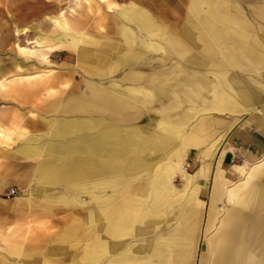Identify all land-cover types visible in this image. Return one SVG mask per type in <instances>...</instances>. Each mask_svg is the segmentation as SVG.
Returning <instances> with one entry per match:
<instances>
[{
  "label": "bare ground",
  "instance_id": "6f19581e",
  "mask_svg": "<svg viewBox=\"0 0 264 264\" xmlns=\"http://www.w3.org/2000/svg\"><path fill=\"white\" fill-rule=\"evenodd\" d=\"M63 1L0 0V15L35 19ZM70 2L68 11L46 16L52 25L47 33L32 28L38 33L28 42L32 46L17 42L16 47L44 66L51 63L53 50H73L77 59L71 68L87 66L77 71L88 78L89 92L43 117L49 132L36 147L14 149L40 151L43 160L13 211L19 218L61 208L71 215L67 228L51 234L48 245L29 247L13 239L0 253V264H264V157L248 153L226 166L222 151L208 200L202 197L208 186L199 180L211 170L208 149L195 170L183 165V151L206 144L209 134L208 121L198 115L209 110L261 112L252 105L263 101L259 92H264V82L241 72L249 65H264V53H257L256 38L234 37L241 34L233 25L242 16L240 5L188 0L189 18L180 39L133 2ZM104 5L112 10L119 40L110 42L79 28L84 16ZM28 31L17 29L16 35ZM89 44L100 49L96 52ZM147 52L149 65L140 61ZM143 66L150 72L140 70ZM27 67L16 60V74L0 70V88L18 80H48L45 70L20 75ZM118 67L124 69L121 77H115ZM154 101L160 103L158 109L151 107ZM144 111L147 122L140 120ZM255 121L264 132V116ZM221 139L223 135L211 143L216 150ZM176 175L183 177L180 187ZM228 181L233 183L225 187ZM221 197L231 206L208 236L218 224L216 202ZM206 205V229L200 234ZM161 216L163 225L157 219ZM200 239L206 250L200 249Z\"/></svg>",
  "mask_w": 264,
  "mask_h": 264
},
{
  "label": "crops",
  "instance_id": "0c3cea01",
  "mask_svg": "<svg viewBox=\"0 0 264 264\" xmlns=\"http://www.w3.org/2000/svg\"><path fill=\"white\" fill-rule=\"evenodd\" d=\"M232 1L238 3L242 10V16L233 20V25L241 30V34H235L234 37L249 41L256 38L260 42L257 53H264V0ZM170 24L177 26L172 34L181 39L180 20ZM58 58L61 65L68 67L76 62L77 54L71 50H61ZM37 72L34 71L35 74ZM241 73L247 79L254 77L264 82V65H249ZM62 76L57 75L45 81L36 78L18 80L8 82L5 88H0V191L10 184L16 185L23 192L29 188L34 181L35 168L41 165L43 157L40 151L31 154L16 152L14 149L21 146L36 147L42 136L49 132L43 117L56 114L61 105L75 96H87L89 90L86 83L77 80L70 81L69 85ZM259 94L263 101H257L252 106L261 107L260 113L250 114L251 110H209L199 115L208 121L209 134L206 144L188 148L187 168L195 170L202 162L203 149L209 150L207 159L211 162V170L208 176L200 175V182L212 179L218 158L224 150L226 154L223 163L226 166L236 157L244 159L248 153L257 158L264 157V132L259 130L260 125L255 121L259 115L264 116V92L260 90ZM148 119L149 114L144 111L140 120L147 122ZM222 135L223 139L216 150L211 143ZM14 217L17 215L14 214Z\"/></svg>",
  "mask_w": 264,
  "mask_h": 264
},
{
  "label": "rangeland",
  "instance_id": "374dc122",
  "mask_svg": "<svg viewBox=\"0 0 264 264\" xmlns=\"http://www.w3.org/2000/svg\"><path fill=\"white\" fill-rule=\"evenodd\" d=\"M116 3H129L133 2L139 7L146 9L156 21L160 23H164L165 26L170 30H175L176 25L170 24L171 22H180L182 23L179 27L182 31V27L184 23L188 21L189 18V9L187 2L188 0H113ZM71 5L70 0H64L63 3L60 4L58 9H54V11L48 13L43 12L41 16L33 19L26 20H8L6 17L0 15V70H8L9 73L16 74L14 69L12 68V64L16 60H22L27 64V69L20 73V75H30L35 74L37 71H48V73L44 74L46 79H51L57 75H63L61 78L65 80L70 85V81H81L86 83V75L81 73L80 69H85L87 66H80L75 69L71 68V66H63L58 61V53L62 49L61 47L53 50L51 52V63L47 66L40 65L36 62L34 57L29 53H22L16 47V43H20L21 45L32 46V44L28 43L30 39L37 37L38 33L34 32L32 28H37L39 34L47 33V29L52 28L50 20L46 18L47 15H57L58 11L62 8H65L67 11ZM12 9L7 10V15H11ZM69 14V12H68ZM91 15L88 17L87 15L82 18V22L79 23V28L90 31L92 33H97L98 36L101 35L103 38L110 40L111 38L116 41L119 40V33L117 32L118 26L112 20V10L108 9L107 5H104L101 10L96 11V13H90ZM49 22V23H45ZM29 29V31L22 35L17 36V29ZM180 31V32H181ZM103 40V39H101ZM103 42V41H102ZM103 44V43H102ZM107 45V44H106ZM88 47L92 50H96V52L100 49L98 44H89ZM109 47V46H108ZM68 50V49H67ZM73 51V50H72ZM149 65V53H145L141 60L142 62L146 61ZM114 63V62H113ZM87 65V63H85ZM119 66V65H118ZM118 67V70L115 74V77H121L122 71ZM140 70L147 73L150 72L149 67L143 66ZM0 78L2 76L0 75ZM154 109H158L160 107V103L158 101H154L151 105ZM156 116L155 114H152ZM199 117V115H198ZM198 119H203L199 117ZM142 121V120H141ZM191 122L189 123V125ZM188 127V126H187ZM187 156H188V148L183 151V165L187 166ZM235 161V159L233 160ZM230 161L227 166L233 162ZM242 178L240 175L236 176L234 180ZM175 183L180 187L183 184V177L181 175H176L174 178ZM211 180L207 182H201L203 185H207L208 189L204 190L202 197L208 200V196L211 193ZM233 182H226L225 187L231 185ZM11 188L16 189V193L13 195H8V192ZM23 191L18 190L16 185H6V187L0 191V253L5 251L8 245L13 241V239H18L23 242L22 245H27L29 247L33 246H45L49 244V236L56 232L58 229L67 228V217H70L71 211L61 208L55 212H42L36 213L35 215H30L27 213L24 217H14L15 212L13 211V207L16 203V198ZM219 219L218 224L211 228L206 234L208 236H212L217 227L219 226V221L224 215V213L230 209L231 203L225 199V197H221L217 202ZM207 213V205L203 209V216L200 221V234L205 231L206 223L205 216ZM42 215V216H41ZM9 217V218H8ZM160 225L165 224V217L161 216L157 218ZM51 243V242H50ZM200 249L206 250L207 243L206 241L200 239ZM199 250L197 251V256L199 254ZM11 258L16 256L8 255Z\"/></svg>",
  "mask_w": 264,
  "mask_h": 264
},
{
  "label": "built area",
  "instance_id": "2783aa9c",
  "mask_svg": "<svg viewBox=\"0 0 264 264\" xmlns=\"http://www.w3.org/2000/svg\"><path fill=\"white\" fill-rule=\"evenodd\" d=\"M15 193H16V192H15ZM15 193H14V191H9V192H8V195L10 196V195H13V194H15Z\"/></svg>",
  "mask_w": 264,
  "mask_h": 264
}]
</instances>
